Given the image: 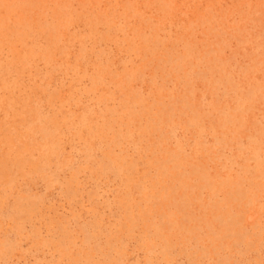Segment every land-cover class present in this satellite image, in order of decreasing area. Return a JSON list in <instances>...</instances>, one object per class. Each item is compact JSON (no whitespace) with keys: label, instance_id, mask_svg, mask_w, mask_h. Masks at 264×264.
<instances>
[{"label":"rangeland","instance_id":"obj_1","mask_svg":"<svg viewBox=\"0 0 264 264\" xmlns=\"http://www.w3.org/2000/svg\"><path fill=\"white\" fill-rule=\"evenodd\" d=\"M0 264H264V0H0Z\"/></svg>","mask_w":264,"mask_h":264}]
</instances>
